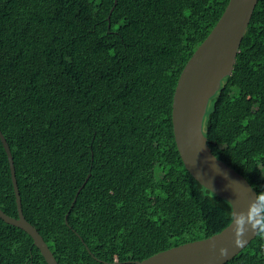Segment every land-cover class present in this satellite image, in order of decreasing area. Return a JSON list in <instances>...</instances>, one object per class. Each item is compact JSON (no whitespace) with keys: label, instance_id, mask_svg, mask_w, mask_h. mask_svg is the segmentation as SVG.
<instances>
[{"label":"trees","instance_id":"1","mask_svg":"<svg viewBox=\"0 0 264 264\" xmlns=\"http://www.w3.org/2000/svg\"><path fill=\"white\" fill-rule=\"evenodd\" d=\"M117 2L0 0V129L24 216L59 264H132L233 221L186 169L172 120L181 73L230 0ZM203 128L264 217V0ZM0 209L18 218L1 140ZM0 264L47 262L0 219ZM225 264H264V237Z\"/></svg>","mask_w":264,"mask_h":264},{"label":"water","instance_id":"2","mask_svg":"<svg viewBox=\"0 0 264 264\" xmlns=\"http://www.w3.org/2000/svg\"><path fill=\"white\" fill-rule=\"evenodd\" d=\"M258 2L230 0L215 28L182 71L173 99V129L182 161L204 188L231 205L233 221L222 232L209 238L164 250L132 264H225L257 237L250 227L263 217L259 196L246 178L213 154L203 126L211 98L221 88L223 79L232 75ZM117 3L115 0V6ZM0 140L8 156L18 208V218L0 209V219L28 233L47 264H59L42 235L24 216L14 158L1 129ZM89 178L90 175L84 185ZM241 219L246 242L238 247L234 229L235 221ZM222 248L227 249L226 255L221 254Z\"/></svg>","mask_w":264,"mask_h":264},{"label":"clouds","instance_id":"3","mask_svg":"<svg viewBox=\"0 0 264 264\" xmlns=\"http://www.w3.org/2000/svg\"><path fill=\"white\" fill-rule=\"evenodd\" d=\"M259 195H264V193L259 194ZM236 227L234 229V234H235V245L238 247L243 246V244L246 242L243 238L245 236V230L243 226V220L235 221ZM259 224L260 226L257 227L256 225ZM250 230L254 232V234L259 235L261 237H264V217H261L259 221L256 223H253L250 227ZM221 254L226 255L227 254V249H221Z\"/></svg>","mask_w":264,"mask_h":264}]
</instances>
